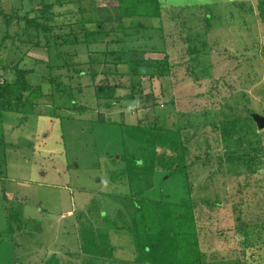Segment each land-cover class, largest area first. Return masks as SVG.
<instances>
[{"label": "rangeland", "instance_id": "374dc122", "mask_svg": "<svg viewBox=\"0 0 264 264\" xmlns=\"http://www.w3.org/2000/svg\"><path fill=\"white\" fill-rule=\"evenodd\" d=\"M43 1L40 9L41 0H0V11L13 15L5 26L0 13V58L7 65L6 69L0 66V83L13 80L11 66L19 61L21 66L35 69L28 79L43 90L32 104L26 98L6 104L0 95V264H101L103 259L90 260L83 252L88 232L80 227L86 224L88 229L95 219H102L96 217L98 211L93 207L111 218L118 216L119 223L125 222L122 208L127 202L118 199L136 196L171 202L191 199L204 264H264V129L256 128L248 112H232L224 104L227 97L232 105L251 109L250 116L252 112L264 116V46H258L264 43V0H158L157 15L131 17L120 15L117 0ZM23 15H36L53 31L46 36L28 32L19 19ZM87 20L86 29L100 23L108 30L101 43L58 46L55 34L71 39V29L78 31ZM119 24L146 26L129 42L133 50L129 47L126 60L166 56L171 72L151 82L143 76L136 87L142 90L133 102L122 98L129 88H118L116 96L122 99L105 108L104 97L98 98L94 89L103 71L112 72V82L129 85L131 79L125 61L113 63L112 51L126 45L117 41L123 36ZM246 29L251 32H242ZM94 34H89V39ZM84 35L81 31L78 37L85 40ZM252 41L259 47V61L250 65L247 61L239 77L232 71H218L214 73L216 80L202 83L203 78H198L201 83L196 84L194 77L203 65L216 61L214 64L225 69L232 68L236 58L240 59V46ZM57 50H76L77 60L83 63L60 67ZM94 53H99L98 63ZM89 57L95 58L92 63L87 62ZM40 59L43 62L37 63ZM252 65L256 82L260 79L255 86L252 75L243 80L252 74ZM79 69L82 71L77 73ZM94 69L97 72L92 78ZM116 70L124 74L115 75ZM48 76L71 84L73 94H51ZM209 84L215 85L217 96L207 93H214ZM79 85L81 91L76 87ZM199 91L210 96L208 100L204 98L202 103ZM255 93L260 103L256 110L248 106ZM73 104L85 108L77 109ZM204 106L207 117L200 118ZM140 120L178 126L188 167L185 178L153 172V186L136 195L139 188L120 156L146 159L155 153L152 145L139 144L123 132L124 124ZM226 120L243 125L227 121L228 136ZM11 210L22 214L9 229ZM102 210L100 215L107 216ZM241 222L247 223L244 230L238 229ZM122 227L107 228L105 238L114 249L111 260L135 264L132 236Z\"/></svg>", "mask_w": 264, "mask_h": 264}, {"label": "trees", "instance_id": "16d2710c", "mask_svg": "<svg viewBox=\"0 0 264 264\" xmlns=\"http://www.w3.org/2000/svg\"><path fill=\"white\" fill-rule=\"evenodd\" d=\"M41 2L40 9H43L44 1L41 0ZM117 4L120 9V15H124L123 17H131L138 14L142 15L143 13L146 16L157 15L160 9V2L158 0H117ZM0 13H2V11H0ZM2 15L5 19V26H8L12 21L13 15H6L5 13H2ZM15 16L18 17V15ZM19 19L24 21V27L30 33L33 32L37 34L41 32L46 36L53 31V27L50 24L45 23L36 15H23L19 17ZM86 22H88V20L84 21V24L81 25L78 31L71 29V32L69 33H74L71 39H64L63 37H60V35L55 34V37L60 40L58 46L67 42H73L74 44L85 42L88 45L101 43V40L106 37L108 30L101 28L102 25L100 23L96 24L94 28L86 29ZM118 27L123 32V36L118 37L117 41L126 45L120 50L115 49L112 51V54L115 55L113 63L119 64L120 62L125 61L128 65L126 74L129 75L128 77L131 79L129 85L116 80V82H112L111 80H114V77L111 75L112 72H110V70L103 71V77L100 79L98 85H94V89L98 98L104 97L105 102L103 104L106 105L105 108L115 106L122 98H127L128 101L132 102L136 101V93H140L142 90L141 88L136 89V87H139L140 80L143 76H147L151 82L154 78H161L170 73V64L166 56L156 59L137 58L126 60L125 56H127V52L130 50L129 47H131L129 42H132V38L141 35L142 31L146 29V26L143 24H137L126 27L119 24ZM81 31L83 34L85 33L84 37L86 36V39H83L84 41L78 37V34L81 33ZM93 32L95 33V37L89 39V34ZM126 38H128V40ZM131 50H133L132 47ZM56 53L60 67H74L77 64L80 65L83 63V61L77 60L78 53L76 50L73 52L57 50ZM94 54L96 58V55L99 53ZM95 58L92 57L89 61L87 59V62L92 63L91 60ZM99 61L100 57L98 56L95 63H98ZM38 62H43V60L40 59L37 63ZM0 66L2 69H6L7 65L4 63L3 58H0ZM11 68L14 72L13 80H3L0 83V95L3 101L6 102V104L7 102L10 104L13 100H16V103H18L20 102L19 100H22L23 98H26L27 101L30 100L31 104L34 100L38 101L43 93L41 85H34L28 79V75L33 73L35 69L31 67H23L20 65L19 61L12 65ZM50 70L52 69L50 68L49 71ZM81 71L82 69H79L76 72L79 73ZM96 72V69L90 72L92 78L96 75ZM117 74L122 76L124 73L116 70L115 75ZM53 78H50L49 76L47 77L49 83L53 87L51 94H54L53 92H57L60 96H70L73 94L71 84H66L60 81V79H56L55 76ZM76 87H79L80 91L82 90V85ZM123 87L129 88L128 92L122 98L116 96L117 89ZM3 101H0V107ZM22 104L24 103L17 105L18 108L19 106L21 108ZM73 107L81 110L85 108L82 105L75 106L74 104ZM247 117L252 120L251 122H254L250 116V112H248ZM227 121L232 124H238V120L224 121L225 135L229 136V126L226 124L228 123ZM161 124L158 122L156 123V121L152 124L144 123L142 120L138 121L136 124H124L123 132L128 138L139 144H145L148 146L152 145L155 147V153L150 158L140 159L133 157L129 158V156L125 155L120 156L126 160L125 170H127L132 182L139 188V192H136V195H140L145 189L153 186L151 179V174L153 172L160 171L169 175L182 174L184 178L186 177L188 167L185 159L186 146L183 143L180 128L178 126L171 128L170 126ZM136 197V199L132 197L130 199H118L120 202H127L126 206L122 208V210L125 209V214L122 216V219L125 220V222L120 221L119 223L116 221V219H119L118 216L111 218L110 214L104 212L101 208L93 207L98 211L96 217L98 216L102 219L99 221L95 219V224L91 225L88 229L86 224H83L80 227L83 231L86 230L88 232V236L85 238L88 242L84 244L86 251L83 252L88 257H91L90 260L93 259L94 261V259L100 258L103 259L102 261L104 264H106L108 260L111 261L110 264H115L114 261L111 260L113 258L114 249L110 248V243L107 242L105 237L107 236L108 238V229H119L118 227L124 225L122 228L126 229L132 236L134 249L136 251V256L134 258L135 264H204L205 257L198 244V229L194 214V205L191 199L183 198L179 202H171L162 198ZM94 209L90 210L93 212ZM100 210H102L103 213H106L108 217L100 215ZM118 211H120V209ZM21 214L22 212L19 210H17L16 213L12 210L9 211V229H12L13 221L18 218L20 219ZM246 227L247 223L241 222L238 229L244 230ZM17 229L20 228L17 227ZM120 230L123 231L122 229Z\"/></svg>", "mask_w": 264, "mask_h": 264}, {"label": "crops", "instance_id": "0c3cea01", "mask_svg": "<svg viewBox=\"0 0 264 264\" xmlns=\"http://www.w3.org/2000/svg\"><path fill=\"white\" fill-rule=\"evenodd\" d=\"M249 31V32H251V30L250 29H246L245 31L244 30H242V32H246V31ZM254 38H256V36L254 37ZM263 38H264V36H263ZM250 39H251V35H250ZM255 42L256 41H252L251 43H249V44H246V45H242V46H240V49H242L241 50V52L239 53V55H240V59H237L236 58V60H235V62L234 63H232V64H235L232 68L231 67H229V68H227V69H225V67L224 66H219V65H216V64H214V63H218V62H216V61H214L213 63H211V62H207L205 65H203L200 69H199V71H197L196 72V75H195V73L193 72V70H192V73H194V75H195V79L197 80L198 78H203V81H202V83L205 81H207V82H210V81H213L214 79L216 80L217 79V77L214 75V73L216 74L218 71H222V72H226V73H231V71L233 72V73H235V76H238V75H240L241 73H242V70H241V67H242V65H244V64H246L247 63V61H248V64L250 65L251 63L252 64H255V63H257L258 61H259V59H258V55H257V51L259 50V49H257V48H259L260 46H264V43H262L261 45H256L255 44ZM90 45V44H89ZM248 47H251V48H249L248 49ZM259 52V51H258ZM247 53H250V54H247ZM233 55H231L230 57H232ZM244 57V58H243ZM204 59H206V58H204ZM229 59H231V58H229ZM229 59H228V61H229ZM245 59V60H244ZM209 60H211V58H209ZM241 60H244V61H241ZM244 62V63H243ZM262 62V61H261ZM209 63H210V65H209ZM207 65H208V67H207ZM210 68H211V73L213 74H210ZM251 68V67H250ZM213 69H214V71H213ZM170 72H171V70H170ZM251 72H249L248 74H247V76H243V80H246L247 78L246 77H250L251 75H252V82L254 83V86L257 84V82L260 80H258L257 82H256V80H257V78L255 77V75H256V72H255V69H254V67H253V65H252V74H250ZM198 74H200L201 76H198L197 77V75ZM170 75V73L168 74V75H165V77L166 76H169ZM192 75V74H191ZM205 75V76H204ZM164 77V76H163ZM163 77H161V78H163ZM239 77V76H238ZM237 78V77H236ZM251 78V77H250ZM196 82V84L197 83H201L199 80H197V81H195ZM210 86L212 85V84H209ZM211 87H214V88H212V90H214V93H210L209 91L207 92V93H209V95L211 96L212 94L214 95V97L215 96H217V91H215L216 89H215V85L214 86H211ZM251 87H253V85L251 86ZM245 91L244 92H246V91H249V90H246V89H244ZM162 93H163V91H162ZM199 94L200 95H202V93L199 91ZM206 94V93H205ZM242 94H244V93H242ZM260 94V93H259ZM151 95H152V97L154 96V94H152L151 93ZM250 95L252 96V93L250 92ZM257 95L258 94H256L255 93V95L253 96V97H250V99H249V102H248V106H251V108L252 109H254V110H256V108H258V104H260V103H258L259 102V98L257 97ZM210 96H206V95H202L201 96V102L203 103V101H204V98L206 99V100H208V98L210 97ZM216 100V99H215ZM215 100H213L214 102H215ZM248 101V100H247ZM220 104V103H219ZM224 104H226L227 105V108H228V110H232V112H236L237 110H243V112H251L252 110L251 109H248L247 110V105L246 106H244L246 109H244L243 107V109L242 108H239V107H236V106H234V105H232V103H231V101H230V98H225V100H224ZM250 104V105H249ZM262 105V104H261ZM220 106H221V104H220ZM202 109H205V110H203L202 111V114L201 115H203V116H200V118H204V116L205 117H207V112L208 111H206L207 110V107L206 106H204V108H202ZM223 115H225V111L224 110H219ZM253 113V112H252ZM257 114L258 115H261L259 112H257ZM197 119H199V117H196L195 118V120H197ZM242 120L245 122V123H247V125H248V122H246L247 120L246 119H243V116H242ZM254 121V120H253ZM240 124H237L238 125V127H240L241 125H243V122H239ZM242 123V124H241ZM254 124H255V126H256V128L258 129V126H257V124H256V122L254 121Z\"/></svg>", "mask_w": 264, "mask_h": 264}, {"label": "water", "instance_id": "95a60500", "mask_svg": "<svg viewBox=\"0 0 264 264\" xmlns=\"http://www.w3.org/2000/svg\"><path fill=\"white\" fill-rule=\"evenodd\" d=\"M253 120L256 122L259 129L264 128V116L252 113L251 114Z\"/></svg>", "mask_w": 264, "mask_h": 264}]
</instances>
